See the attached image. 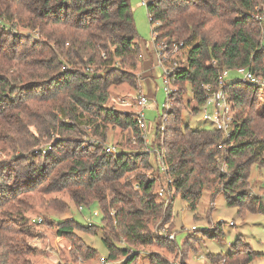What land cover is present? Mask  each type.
Returning a JSON list of instances; mask_svg holds the SVG:
<instances>
[{
  "label": "trees",
  "instance_id": "1",
  "mask_svg": "<svg viewBox=\"0 0 264 264\" xmlns=\"http://www.w3.org/2000/svg\"><path fill=\"white\" fill-rule=\"evenodd\" d=\"M263 4L147 0L150 22H160L152 29L156 41H182L187 47L185 63L170 78L178 90L163 133L167 170L158 172L148 153L130 156V148L120 147L113 157L102 148L116 128L125 142L133 137L142 142L133 112L109 104L111 87L138 85L135 70L142 52L130 0H0V142L14 145L10 160L0 161V264H34L27 238L36 224L25 212L35 192L63 191L76 207L98 205V225L84 227L73 218L57 223V234L71 246L70 261L96 256L77 231L97 233V228L108 248L107 261L138 264L154 244L178 247L152 232L153 224L171 220L174 196L195 210L204 189L216 182L228 206L244 209L250 167L264 165V102L257 100L262 89L233 78L227 84L233 128L226 136L183 125L179 100L189 88L196 103L191 110L197 113L205 100L202 84L214 83L223 69L245 67L264 79V25L253 17ZM13 21L28 30L38 28L43 39L31 42L36 38L31 33L19 39L20 31L11 33ZM30 126L50 137V150L35 152L45 141L35 137L32 144ZM89 135L95 143L85 140ZM28 145L32 148L24 150ZM138 163L151 168L153 177L143 170L135 172L134 183L122 180ZM223 163L226 170H221ZM158 187L170 194L166 204L157 197ZM247 205L253 211L248 208L254 205ZM261 254H246L243 264ZM151 258L149 264H167L158 254Z\"/></svg>",
  "mask_w": 264,
  "mask_h": 264
},
{
  "label": "rangeland",
  "instance_id": "2",
  "mask_svg": "<svg viewBox=\"0 0 264 264\" xmlns=\"http://www.w3.org/2000/svg\"><path fill=\"white\" fill-rule=\"evenodd\" d=\"M130 4L137 38L142 49L141 52L144 54L135 70V73L139 76L138 85L137 88H133L127 84L111 87L109 104L122 111L134 112L137 108L133 102L138 93L143 92L150 96L143 114L148 125L147 138L151 144H157L158 141L154 137V132L156 123L159 121V116L163 113L166 100L165 83L161 77L160 68L159 70L154 68L152 75L149 74L151 65H147L146 60L148 59L145 56V53L149 54V51L150 53L153 50L154 53L156 51L152 29L157 23L150 22L146 6L142 3V0H130ZM13 22L15 26L13 24L12 29L14 31L11 33L14 34V32L20 31V34H18L19 39L20 37L23 40L29 38L30 33L36 37L35 39L29 38L31 42L43 39L38 28L28 30V28L21 26V24ZM177 58L181 65L185 63L182 60L185 58L184 52L179 53ZM153 65H155L154 57ZM146 70L147 72H145ZM229 77L237 78L238 75L236 72H231ZM142 80L144 83L140 86ZM183 92L182 98L179 100V110L181 111L183 125L197 130L212 129V124L202 119L200 110L197 113L192 112L191 108L196 103L191 96L190 89L188 88V91L185 89ZM257 100L264 102V94L261 93ZM187 103L189 104L187 105ZM29 130L35 135L31 141L32 144L36 138L45 141L35 148V152L39 148V150H42L44 146L52 144L51 141H47L50 138L48 135L38 131V126H30ZM88 138L94 139L90 135ZM125 139L126 136L122 135L121 131L116 128L108 132L106 142L116 145L117 148H130L128 150L134 152L142 145V142L138 143L137 141L135 144L132 142L127 143ZM87 142L90 143V141ZM22 147L25 148L24 150H30L32 145ZM13 148L14 145L1 141L0 161L10 160ZM148 161L154 166V157L150 156ZM143 170H145L148 179L153 177L154 171H151V168L143 169L142 165L138 163L136 169L126 174L122 180L129 179L131 183H134L133 175L135 172ZM248 180L250 188H247L248 194L244 209L227 205L221 190L222 187L218 182L204 189L195 210H192L188 206V203L179 195L174 196L171 204V220L165 223L166 225H161V221L155 222L152 232H156L161 228L165 229L167 233H174L175 242L178 247L168 242H164L162 247L154 244L143 252L138 260V264H149L153 253L166 259L167 264H243L245 255L255 252L262 254L254 256V259L247 264H264V210L259 207V204H261L264 208V165L252 164ZM218 188L219 192L216 193ZM32 195L35 199L25 214L29 218L41 217L43 221L33 226L34 233L31 237L27 238L29 246L34 249V253L30 255L31 260L34 264H46L56 259L68 261L74 258L71 254L72 249L68 240L64 236L57 234V223L66 218H73L84 227H87V219L92 220L94 225H98L101 221V212L98 205L92 204L89 207H85L83 211H79L78 206H75L66 192H35ZM247 204L249 206L254 205L252 206L253 208H248L253 209V211L246 210ZM94 210H98L100 214L93 216L92 212ZM93 230L97 233L89 234L78 231L77 233L82 236L87 245L96 249V256L92 260H86L79 256L73 261L84 259L88 264H97L99 258L108 257V248L102 241L100 229ZM116 246L123 248L122 243H117ZM229 253L231 257L227 258ZM121 262L122 258L108 260L105 264H121Z\"/></svg>",
  "mask_w": 264,
  "mask_h": 264
},
{
  "label": "built area",
  "instance_id": "3",
  "mask_svg": "<svg viewBox=\"0 0 264 264\" xmlns=\"http://www.w3.org/2000/svg\"><path fill=\"white\" fill-rule=\"evenodd\" d=\"M142 3H147V0H142ZM262 9V12H259L257 15H253L256 20L263 21L264 20V4L261 6H257L256 9ZM157 25L160 24L159 21L155 22ZM154 36V46L156 47L155 55L157 58L158 67L161 70V77L163 82L165 83L164 91L166 94V100L163 107V113L159 116V121L157 122V133H161L160 142L155 144L149 142L147 138V128L148 125L145 121L143 110L148 102L149 96L146 93L140 92L134 99V105L137 110L133 112L135 125L141 130L140 138L142 139V145L138 150L130 151V156H133L136 153H148L150 156L154 157V167L158 170V172H165L167 170L166 161H165V150L163 148V133L166 128V123L169 119V113L172 109L173 104V95L177 92L178 87L173 85L170 82L171 75L180 69L182 66L178 61V55L181 52H184L185 58L183 61H186V46H184L182 41H156V32L153 31ZM238 77L233 79H239L244 83L252 84L258 86L262 89V94H264V79L257 77L254 74L253 70H250L245 67H239L235 69ZM231 71L229 69H223L219 72L218 77L214 83H206L202 84V89L204 91L205 100L200 106L199 110L202 114V119L212 124L213 128L217 131L222 132L225 136L230 133V130L233 128V106L229 99V94L227 91V84L232 80L230 78ZM126 112V110H125ZM155 135V133H154ZM87 141H90L91 144L95 143V139H90L85 137ZM137 139L135 137L131 138L132 143H136ZM223 145V144H221ZM220 145V146H221ZM102 148L108 154L113 157H116L120 154V148H117L116 145L109 144L104 142L102 144ZM51 146H44L41 150L42 153L50 150ZM219 158L217 157V160ZM221 170H226V164L223 163ZM157 197L159 199H163L165 204L170 200V194L166 193V191L162 187L157 188ZM86 206L79 205L78 210L83 211ZM100 212L98 210H94L92 212L93 216L99 215ZM43 221L41 217H32L31 222L34 224H40ZM87 226H93V222L90 219H87ZM160 228V227H159ZM156 233L166 238L169 241H175L174 233H167L165 229H158ZM131 253V252H130ZM106 258H99L97 264H105ZM46 264H88L84 259H79V261H64L56 259L52 262Z\"/></svg>",
  "mask_w": 264,
  "mask_h": 264
},
{
  "label": "crops",
  "instance_id": "4",
  "mask_svg": "<svg viewBox=\"0 0 264 264\" xmlns=\"http://www.w3.org/2000/svg\"><path fill=\"white\" fill-rule=\"evenodd\" d=\"M141 51H142V49H141ZM142 55L144 56V54H142ZM143 56H142V57H143ZM145 56H146V59H148V60H146V61H147V65H151V66H150V73H149V74L152 75V70H153L154 68H156V69L159 70V67H158V63H157L156 57H155L154 50H153L152 53H150V51H149V54L145 53ZM153 57L155 58V65H153ZM145 68H146V66H145ZM145 72H147V70H146ZM143 83H144V81L142 80L140 86H141ZM149 97H150V96H149Z\"/></svg>",
  "mask_w": 264,
  "mask_h": 264
}]
</instances>
